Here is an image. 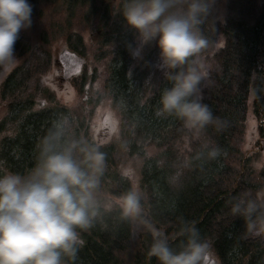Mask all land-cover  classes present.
Here are the masks:
<instances>
[{
  "label": "trees",
  "instance_id": "obj_1",
  "mask_svg": "<svg viewBox=\"0 0 264 264\" xmlns=\"http://www.w3.org/2000/svg\"><path fill=\"white\" fill-rule=\"evenodd\" d=\"M56 1L29 0L32 16L48 26L42 41H50L57 26H63L69 48L85 57L83 37L72 32V19L83 16L82 22L97 32L99 58L108 65L106 94L121 114L119 136L97 143L89 113L82 107L55 102L37 107L36 90L53 94L39 83L35 86L38 70L22 63L8 72L0 87V100L6 105L0 120V168L28 172L39 158L42 139L58 126V147L73 141L98 145L105 158L97 190L101 207L93 226L81 231L82 244L69 264H123L119 255L131 246L132 222L121 216L115 200L133 188L121 168L126 157L141 160L143 215L168 234L173 246L184 239L179 234L182 223H194L220 264H264V227L258 222L262 211L249 217L233 210L239 201H264V165L255 170L252 158L241 149L250 107L257 120H264V0H215L203 26L210 41L204 55L213 64L203 99L217 120L198 136L174 115H156L161 92L171 82L157 67L154 44L135 65L127 48L134 35L120 15L123 0H62L66 20H60L62 8ZM43 3L50 6L49 13L37 9ZM14 49L19 57L32 52L20 36ZM77 77L83 92L87 71ZM263 133L260 126L261 137ZM184 142H190L189 149L182 147ZM211 148L218 149L214 158L208 156ZM108 200L113 202L110 210L103 207ZM144 235L135 262L158 264L148 254L153 233Z\"/></svg>",
  "mask_w": 264,
  "mask_h": 264
},
{
  "label": "clouds",
  "instance_id": "obj_2",
  "mask_svg": "<svg viewBox=\"0 0 264 264\" xmlns=\"http://www.w3.org/2000/svg\"><path fill=\"white\" fill-rule=\"evenodd\" d=\"M215 0H123L120 15L132 30L127 44L133 58L145 47L158 49L157 67L171 87L162 90L156 115H174L194 136L216 122L204 103L202 84L208 85L213 65L204 55L210 46L203 26ZM29 0H0V68L15 67L14 45L21 30L32 25ZM62 126L40 143L35 166L24 174L0 168V264H69L82 244L80 233L91 228L101 207L97 199L104 154L98 145L73 141L58 147ZM76 153H79L77 156ZM218 149L211 148L214 158ZM125 174H128L127 172ZM141 194L133 187L115 203L124 218L142 213ZM113 202L103 207L110 210ZM236 213L249 217L258 210L264 227V201H239ZM178 246L162 229L153 230L149 256L158 264H208L209 245L194 223L183 222Z\"/></svg>",
  "mask_w": 264,
  "mask_h": 264
},
{
  "label": "rangeland",
  "instance_id": "obj_3",
  "mask_svg": "<svg viewBox=\"0 0 264 264\" xmlns=\"http://www.w3.org/2000/svg\"><path fill=\"white\" fill-rule=\"evenodd\" d=\"M55 3L62 8L60 20H63L65 17L63 14V1L57 0ZM216 7L220 8L221 5L217 4ZM49 8L50 6L47 3H43L37 9L42 10L41 13H49ZM82 17L80 15L72 19L71 29L72 32L74 31L82 35L86 48L85 57L73 52L69 48L65 39L66 36L63 34L65 31L63 26H57L55 35L50 37V41L47 39L48 42L43 43L41 34L48 26L43 24L42 19L31 16V27L26 30H21L19 36L27 44L31 45L32 52L26 57H19L15 52V55L19 58L15 67L19 64L27 63V67L31 70H38L37 78L39 81L35 83V86L39 83L42 89L46 88L52 92L53 95H48L43 91L39 92L36 90L38 97L37 107L51 106L53 102L70 108L82 107L84 111L86 110L89 113V121L94 140L97 143L105 144L119 136L121 114L106 94L105 83L108 76V65L105 59L99 58L101 45L97 38V32L87 22L83 23ZM220 44H222V40L219 42ZM148 49L149 46L145 47L142 58L136 59L135 65L141 63ZM209 62L212 64L210 60ZM13 68H0V87L8 72ZM85 71H87L88 80L83 92H81L80 89L82 88L74 78L83 74ZM208 85L205 86L202 84L203 93ZM5 115L6 105L0 100V120ZM260 126L264 129V120H257L250 107L245 137L241 141V149L247 157L252 158V165L255 170H260L264 165V135L261 137ZM182 147L189 149L190 142H184ZM181 160L185 162L186 156H184V159L181 157ZM140 162L141 160L139 158L126 157L121 168L124 175L129 177L132 187H135L141 194ZM126 172L128 174H125ZM143 213L144 208L142 206L141 216L135 219L130 218L132 222V243L127 252L119 255L123 264H136L135 255L140 249L141 242L144 240L145 232L151 231L153 233V230L157 229L152 222L149 223L147 215L144 216ZM208 245V264H220L213 247L210 243Z\"/></svg>",
  "mask_w": 264,
  "mask_h": 264
},
{
  "label": "water",
  "instance_id": "obj_4",
  "mask_svg": "<svg viewBox=\"0 0 264 264\" xmlns=\"http://www.w3.org/2000/svg\"><path fill=\"white\" fill-rule=\"evenodd\" d=\"M149 223H151V222L149 221Z\"/></svg>",
  "mask_w": 264,
  "mask_h": 264
}]
</instances>
